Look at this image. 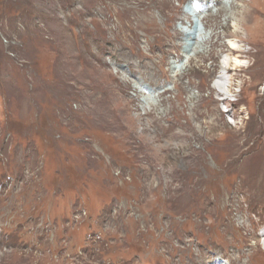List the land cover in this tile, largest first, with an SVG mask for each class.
Listing matches in <instances>:
<instances>
[{
  "label": "rangeland",
  "instance_id": "obj_1",
  "mask_svg": "<svg viewBox=\"0 0 264 264\" xmlns=\"http://www.w3.org/2000/svg\"><path fill=\"white\" fill-rule=\"evenodd\" d=\"M209 1L0 0V264H234L261 238L264 3L246 39ZM190 28L214 55L180 85Z\"/></svg>",
  "mask_w": 264,
  "mask_h": 264
},
{
  "label": "bare ground",
  "instance_id": "obj_2",
  "mask_svg": "<svg viewBox=\"0 0 264 264\" xmlns=\"http://www.w3.org/2000/svg\"><path fill=\"white\" fill-rule=\"evenodd\" d=\"M227 1H228L227 4H225L224 0H211V1H209L213 4V6H215L217 8L216 11L213 10L212 8H210L211 6H210V4H208L209 2L202 4L201 7L205 6L204 8H206L208 10V14L205 17H203L202 20L203 19L206 20L207 18L216 17L220 12H225V13H227L226 19L229 20L232 17H234L236 22H237V26H239L238 30L241 29V30L246 31V34H247L246 39H251V35H250V31H249V25L250 24L253 25L254 23H256L258 26H260V24H261L259 21H256L257 13H258L257 9L254 7V4H257L256 0H241L243 3V6H241V7H235L234 2H232V3H234L232 5L230 0H227ZM262 2L264 3V0H262ZM229 3L231 4V8L233 10L231 15L228 12V8H227ZM197 7H198V5H197ZM263 9H264V7H263ZM195 11H197V9H195ZM195 11L191 10V8H190L186 12H184V15L187 18L188 23L190 24L191 28L194 26L193 16L194 17L201 16V15H198ZM251 25H250V27H251ZM191 28H190V30L186 31L187 40L185 41V43H183L182 38H181V36L183 34H185V32L183 33V31H181V33H178L177 40L168 42L170 48H175L176 52H178L177 54L179 56H180L179 52L182 49H184L183 52L186 54V56H184V57L187 59V61L186 62L184 61V62L179 63L178 65L174 66L173 71H172V73L174 74L172 76H175V78H174V80H176L175 83L176 84L179 83L180 85H182V83L180 82V77L185 76V73L187 72L186 63L188 64L190 62H193L195 57H198L199 54H201V53L203 54V57H207L208 55H214V51L211 48L209 50H207L205 47L198 46L199 43L202 45L205 43H210V39L198 38L197 33L192 32ZM197 28H198V26H197ZM260 30H261V32L264 31V24H261ZM198 31H199V29H198ZM192 38H194L196 41H192L193 40ZM243 42H245V41L243 40ZM218 44H219V42L217 41L214 45H218ZM239 46L240 45H232L233 50H231V52L234 54H240L237 57H243V55H246L247 58H249L251 60V62H253L255 58H251V56H252L251 52L250 51L243 52L242 48ZM168 51H170V49H168ZM146 56L147 55H145L144 58H146ZM251 62L249 63L248 66L254 65L255 62L254 63H251ZM231 64L232 65L235 64L237 66V68H243L244 67L243 63H241V62H237V63L234 62L233 63V61L229 57L226 60V66L231 65ZM222 69H223V71L216 78L217 79L216 85L220 89L219 92L222 93L221 95H225V93L228 92V90H229V88L227 89L225 87V83H224V81L226 79V74H227L225 72V70L227 68L224 66ZM125 84H128V82L126 80H125ZM136 92H137L136 97H140L141 95L138 93V89L136 90ZM140 92H142V91L140 90ZM173 92H175V91H173ZM126 94H128V92H126ZM170 95H171V93L169 94L168 90H164L163 92H160L158 94V97H170ZM132 97H135V96H132ZM174 97H177V95H174ZM188 97H196V96H188ZM240 202L241 203L246 202V198L240 199ZM240 209L242 210V208H240ZM244 213H246V215H243L244 219H246V218L249 220L252 219V216L250 215V214H252V209L250 210V206L247 207V212H244ZM255 213H258V212H255ZM259 215H264L263 211H261V213H259ZM261 221H262L261 219L251 221L252 226L254 227V223H256V222L261 224ZM243 224L244 223H242L241 225H243ZM258 235H261V238H256L257 237L256 231L253 232L252 237H255L254 239L256 241L253 245H244V246L239 247L238 255L235 258L232 257V259H231L232 263H234V264H264V241L262 243V240L264 239V232H262V233L258 232Z\"/></svg>",
  "mask_w": 264,
  "mask_h": 264
}]
</instances>
